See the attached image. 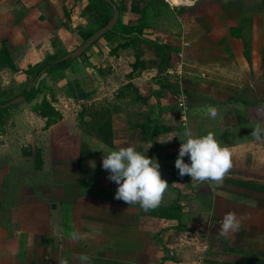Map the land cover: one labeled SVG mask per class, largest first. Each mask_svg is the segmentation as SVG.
I'll return each mask as SVG.
<instances>
[{
	"label": "crops",
	"instance_id": "0c3cea01",
	"mask_svg": "<svg viewBox=\"0 0 264 264\" xmlns=\"http://www.w3.org/2000/svg\"><path fill=\"white\" fill-rule=\"evenodd\" d=\"M112 1L124 25H137L145 10L143 37L174 48L167 63L179 65L180 76L156 81L165 52L108 31L84 54L30 77L29 66L80 46L113 9L105 0H0V52L15 67L0 65V101L43 80L32 100L0 105V264H81V254L89 264H264V141L251 136L256 124L264 126V0H252L250 10L231 0L180 8L163 0ZM180 91L184 124L174 98ZM43 97L62 114L48 128L35 112ZM208 105L218 109L215 119L206 115ZM91 106L108 114L109 143L88 126ZM185 125L195 135L213 132L228 147L233 166L221 184L179 176ZM147 126L161 131L143 139ZM128 146L159 163L169 184L160 206L178 199L186 228L114 198L118 186L107 179L99 150ZM230 211L241 227L221 237ZM72 231L82 238L71 240Z\"/></svg>",
	"mask_w": 264,
	"mask_h": 264
},
{
	"label": "clouds",
	"instance_id": "9594fccd",
	"mask_svg": "<svg viewBox=\"0 0 264 264\" xmlns=\"http://www.w3.org/2000/svg\"><path fill=\"white\" fill-rule=\"evenodd\" d=\"M205 113L212 119L218 115V109L213 105L206 106ZM184 142L180 143L175 168L180 177L188 175L192 181L200 183L211 182L221 184L232 168V154L228 147L221 146L213 132L206 135H195L185 125ZM251 136L256 141H264V126L259 123L252 129ZM102 168L109 173L107 179L118 187L114 198L128 205L139 204L144 211L158 207L168 188V182L162 178L159 163L149 158L146 154L137 151L133 146L120 147L118 150H103ZM190 163H186L184 157ZM92 167L95 163L92 162ZM241 227V218L235 212L224 214L220 222L219 236L226 237L231 232H236ZM73 241L82 238L77 231L68 233ZM78 259L81 264H89L90 258L81 254ZM60 264H68L67 259Z\"/></svg>",
	"mask_w": 264,
	"mask_h": 264
},
{
	"label": "trees",
	"instance_id": "16d2710c",
	"mask_svg": "<svg viewBox=\"0 0 264 264\" xmlns=\"http://www.w3.org/2000/svg\"><path fill=\"white\" fill-rule=\"evenodd\" d=\"M106 3L109 5V7L111 9H113V10L117 9V7L115 6L114 1L111 0L110 2H106ZM180 7H183V6H179L178 8H180ZM145 23H146V13H145V10H144L141 13L140 17H138L137 25H134V26L124 25L118 19L116 24L113 26V28L110 31L116 32L118 34H121L122 36H125V37L129 38V40H130L129 42H132V43H134V41L136 39L145 40V41L149 42L151 44V46L153 48H155L156 50H158V51L162 50L163 52H165L166 57L162 61V65L159 67L160 74L156 78V81H162V79H164V76L162 75V73L164 71V69H163L164 67L163 66L168 62L170 51L173 50L174 48L170 47L167 44H158V43H155L154 41H151L149 39L144 38L143 34H142V29L146 26ZM124 46H126V43H122L121 45H119V47H124ZM119 47L114 49L113 52H116ZM67 53L68 52L54 54L51 57H49L48 59H46L45 61H43L42 63H39V64H37L35 66H29L26 69V72L30 74V77L33 74H35V73H36V76H39L43 71H46V70L50 71V70H52V69H54L56 67H59V66L65 64V63H67L70 59L64 60V61L58 62V63H52L53 60H55L57 58H60V57H62L63 55H65ZM82 54H84V52ZM2 58H4V59H2ZM6 58H7V53L4 50H1V52H0V59H1L0 65L7 64L8 59L5 60ZM137 59H138V57H137ZM8 62L10 64V67H12L15 70V67L11 65V61H8ZM26 83L27 82H25L24 85H27ZM42 83H43V80H41L39 82L37 87H35L34 84H31L29 90L25 89L26 86L23 87L21 89V91H20V95H23L25 97V100H27V101L32 100L41 91V84ZM153 93H155V95H158V90L157 91H153ZM10 100L11 99H2L0 101V105H3V104L7 103ZM5 109H7V106L5 107ZM35 112L39 116H41L42 118L45 119V128H48L52 124H54V123H56V122H58V121H60L62 119L61 112H59L51 104V102L48 101L45 97H43V99L35 106ZM80 114H81L80 117L82 118V113H80ZM89 114H90V116H89L90 117V121L88 122V124L90 125V122L92 120H95V121H93V127L95 128L96 134L102 140H104V141L109 143V140L106 139L111 134V126H110V120L108 119V114L102 112V110H101V108L99 106H97L95 108L91 107ZM146 131H147V134L149 136L148 138L151 139L152 136L155 133H157V132H159L161 130H160V126H155L154 128H152L150 126H147L145 131H144V127H142L143 139H146V137L144 136ZM33 156H34L35 168L39 169L41 167V164H42L41 155H40V149H36L35 153L33 154ZM141 213L149 214V215H155V216L168 218V219H175L177 221V224L175 226L177 229L186 228L185 226L182 225V222H181V206L178 203V199H175L168 206H160L159 205L155 209H152V210H149V211H144L141 208Z\"/></svg>",
	"mask_w": 264,
	"mask_h": 264
},
{
	"label": "water",
	"instance_id": "95a60500",
	"mask_svg": "<svg viewBox=\"0 0 264 264\" xmlns=\"http://www.w3.org/2000/svg\"><path fill=\"white\" fill-rule=\"evenodd\" d=\"M107 2H110V0H105ZM118 16H119V12L117 9L113 10V14L110 18V20L102 27H100L99 29H97L91 36H89L80 46H78L77 48H75L74 50L70 51L69 53L65 54L64 56L55 59L53 62L54 63H58V62H62L64 60H68L70 58H75L77 56H79L82 52H84L94 41H96L99 37H101L105 32L110 31L113 26L116 24L117 20H118ZM44 74V73H43ZM43 78V75H41L38 80L37 83ZM24 100V96L23 95H19L13 99H11L10 101H8L7 103H5L3 106H8L10 104H16V103H20Z\"/></svg>",
	"mask_w": 264,
	"mask_h": 264
},
{
	"label": "rangeland",
	"instance_id": "374dc122",
	"mask_svg": "<svg viewBox=\"0 0 264 264\" xmlns=\"http://www.w3.org/2000/svg\"><path fill=\"white\" fill-rule=\"evenodd\" d=\"M201 1H203V0H196V1H194V4H192L193 2H192V0H190V2L191 3H189V4H184V5H181V6H188V5H193L192 7H194V6H197V4H198V2H201ZM219 1H221V2H223V0H219ZM184 2H186V1H184ZM230 2H232L231 3V5H233V6H235L236 4H238L240 7H241V5H243L244 7H249V10H250V8L252 7V5H254L253 4V2H252V0H231ZM175 7V6H174ZM235 9H236V7H235ZM164 13V19H169V20H172V18H173V13L171 12V10H164L163 11ZM171 18V19H170ZM108 32V31H107ZM88 49V48H87ZM86 49V50H87ZM86 50L84 51V52H86ZM159 51H162V50H159ZM172 51V50H171ZM72 59L70 58V60L68 61V62H70ZM67 62V63H68ZM174 64H166V66L164 67V69H166L167 67L169 68V67H172ZM165 71V70H164ZM163 81H165V80H163ZM178 93L179 92H177V93H175V96H174V98H175V102H176V100H177V96H178ZM186 96V95H185ZM16 104H18V103H16ZM12 105H15V104H10V105H8L7 107H10V106H12ZM177 105V104H176ZM92 107V106H91ZM2 109H5V107H3ZM1 110V109H0ZM88 126H90V128H92V130L93 131H95V128L92 126L91 127V125H88ZM30 174H32V177H33V180L34 179H37V177L34 175L35 173L33 172L32 173V170L30 171ZM24 178V177H23ZM29 177H26L25 179H28ZM41 201H44V200H48V197H47V195H44L43 197H41V199H40ZM53 203H51V205L52 204H55V205H57V203L55 202V201H52ZM53 206V205H52ZM56 211V213H60V215L62 214V209L60 208V205H59V207H57V209L55 210Z\"/></svg>",
	"mask_w": 264,
	"mask_h": 264
},
{
	"label": "built area",
	"instance_id": "2783aa9c",
	"mask_svg": "<svg viewBox=\"0 0 264 264\" xmlns=\"http://www.w3.org/2000/svg\"><path fill=\"white\" fill-rule=\"evenodd\" d=\"M169 7L171 8H174V6H181V5H184L186 4L183 0H163ZM190 1V0H188ZM196 0H192V2H194ZM187 5V4H186ZM165 74H168V75H178L180 76L181 74V68L179 65H176L175 67H169L168 69H166V71L162 73L163 76H165ZM176 104H177V107L179 109V115H180V118L183 122V124L186 122L187 118H186V113H187V99H186V96L184 94L183 91H180L178 93V96H177V100H176Z\"/></svg>",
	"mask_w": 264,
	"mask_h": 264
}]
</instances>
